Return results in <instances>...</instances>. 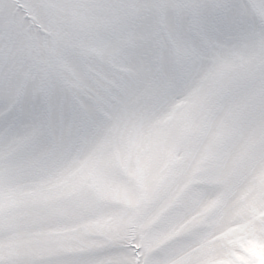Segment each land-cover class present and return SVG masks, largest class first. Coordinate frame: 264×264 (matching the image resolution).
I'll list each match as a JSON object with an SVG mask.
<instances>
[{
	"label": "snow or ice",
	"instance_id": "obj_1",
	"mask_svg": "<svg viewBox=\"0 0 264 264\" xmlns=\"http://www.w3.org/2000/svg\"><path fill=\"white\" fill-rule=\"evenodd\" d=\"M0 264H264V0H0Z\"/></svg>",
	"mask_w": 264,
	"mask_h": 264
}]
</instances>
